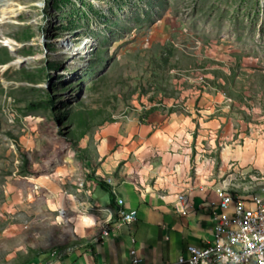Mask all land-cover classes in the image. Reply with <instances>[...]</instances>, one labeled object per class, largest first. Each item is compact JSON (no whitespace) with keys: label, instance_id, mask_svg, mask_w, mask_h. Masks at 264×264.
Here are the masks:
<instances>
[{"label":"rangeland","instance_id":"1","mask_svg":"<svg viewBox=\"0 0 264 264\" xmlns=\"http://www.w3.org/2000/svg\"><path fill=\"white\" fill-rule=\"evenodd\" d=\"M6 3L23 8L3 20ZM204 67L205 83L223 76L236 100L251 95L261 125L264 0H0V142L12 150L0 185L24 189L26 173L68 162L97 125L162 102L185 85L182 73ZM24 190L0 191V259L28 230L41 240ZM13 225L29 228L12 237Z\"/></svg>","mask_w":264,"mask_h":264},{"label":"crops","instance_id":"2","mask_svg":"<svg viewBox=\"0 0 264 264\" xmlns=\"http://www.w3.org/2000/svg\"><path fill=\"white\" fill-rule=\"evenodd\" d=\"M204 69L182 73L185 85L162 102L97 125L68 162L21 177L25 190L0 185L29 192L23 212L29 222L40 212L42 224L41 240L28 230L0 264H132L133 249L147 263L177 264L188 245L211 242L220 189L243 198L264 191V117L257 125L251 95L236 100L223 76L205 83ZM4 145L0 165L12 157ZM120 208L137 220L119 225ZM21 227H9L12 237L29 228Z\"/></svg>","mask_w":264,"mask_h":264},{"label":"built area","instance_id":"3","mask_svg":"<svg viewBox=\"0 0 264 264\" xmlns=\"http://www.w3.org/2000/svg\"><path fill=\"white\" fill-rule=\"evenodd\" d=\"M218 194L220 213L216 215L213 240L206 246L188 245V256H180L177 264H205L209 257H216V264H222V257L240 260V264H249V254H256V264H264V191L245 198L223 194L221 189ZM179 199L185 200L186 196L181 195ZM178 210L185 212L184 208ZM118 213L119 225L132 224L138 218L136 210L120 208ZM107 234V228H104L102 235ZM212 248L224 249V256L212 255ZM132 255V264H150L138 256L135 249Z\"/></svg>","mask_w":264,"mask_h":264},{"label":"bare ground","instance_id":"4","mask_svg":"<svg viewBox=\"0 0 264 264\" xmlns=\"http://www.w3.org/2000/svg\"><path fill=\"white\" fill-rule=\"evenodd\" d=\"M10 3H6L5 6L3 7V20H9L13 16L19 14V10L21 7L14 8L13 6L10 7ZM4 5V4H1ZM2 17V16H1ZM6 44H11L12 43V50H15L14 47V42L11 39H7L4 41ZM212 255H217V256H224V249H219V248H212ZM205 264H216V257H209L206 261ZM222 264H240V260L230 258V257H222ZM249 264H256V254H249Z\"/></svg>","mask_w":264,"mask_h":264},{"label":"trees","instance_id":"5","mask_svg":"<svg viewBox=\"0 0 264 264\" xmlns=\"http://www.w3.org/2000/svg\"><path fill=\"white\" fill-rule=\"evenodd\" d=\"M50 101H51V100H50ZM37 106H38V107H45V106H44V103H42V102H41V103H38Z\"/></svg>","mask_w":264,"mask_h":264}]
</instances>
